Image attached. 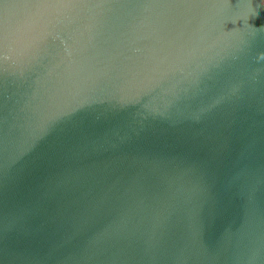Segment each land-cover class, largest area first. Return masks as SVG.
<instances>
[{"label":"water","instance_id":"95a60500","mask_svg":"<svg viewBox=\"0 0 264 264\" xmlns=\"http://www.w3.org/2000/svg\"><path fill=\"white\" fill-rule=\"evenodd\" d=\"M0 264H264V0H0Z\"/></svg>","mask_w":264,"mask_h":264}]
</instances>
